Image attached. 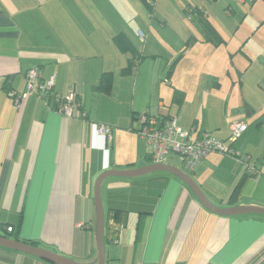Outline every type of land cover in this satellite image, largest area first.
Segmentation results:
<instances>
[{
  "label": "crops",
  "instance_id": "crops-1",
  "mask_svg": "<svg viewBox=\"0 0 264 264\" xmlns=\"http://www.w3.org/2000/svg\"><path fill=\"white\" fill-rule=\"evenodd\" d=\"M232 4L156 0L153 19L147 0H0V236L100 264L99 176L156 163L182 170L168 161L178 155L152 159L137 132L144 113L175 115L195 136L210 132L232 143L237 158L210 153L185 172L194 173L188 174L216 206L264 207V34L259 47L246 51L250 61L238 66L229 90L225 76L208 93L190 97L173 79L176 63L195 44L215 40L206 20L219 36L209 12ZM250 10L252 28L243 30L240 42L264 27V0H251ZM253 49H260L258 66ZM33 68L40 71L36 84L54 78L56 94L75 93L72 117L57 111L56 99L26 91ZM105 72L113 73L109 92L96 88ZM176 90L183 93L180 101ZM11 92L21 95L19 102ZM236 120H246L248 129L232 142ZM100 123L112 126L111 139L96 132ZM148 174L102 183L110 229L105 248L124 238L119 249L106 248L105 264H264L263 214H217L175 174ZM131 213L137 214L135 231H117L116 219H126L118 226L126 227ZM0 264L55 263L0 245Z\"/></svg>",
  "mask_w": 264,
  "mask_h": 264
},
{
  "label": "rangeland",
  "instance_id": "rangeland-1",
  "mask_svg": "<svg viewBox=\"0 0 264 264\" xmlns=\"http://www.w3.org/2000/svg\"><path fill=\"white\" fill-rule=\"evenodd\" d=\"M148 2H150V5L154 8L153 11L150 12L151 7H148V9L150 10L149 15L151 16L153 14L151 17H153L154 19L156 17L155 13L158 5L154 7L156 0H147V4ZM218 6L219 8L217 9V11L215 10L209 12V19L217 27L219 33L223 36V39L220 38L221 35L219 34V36H212L215 37V40H211V43L200 42L195 44L194 49L187 55H185L184 59H181L178 63H176L177 65H175L176 70L174 71L175 76L173 77V79H175V82L177 84L183 87H180L178 85L176 86L186 89V92L190 97L195 93L202 92L204 90H206V93H208V89L211 90L214 87L215 82L217 81L223 82L221 78H224L225 76L226 86H224V88L226 90L232 88V86L234 85L233 81L235 77H238V66L244 63L247 64L250 61L246 51L249 52V49L259 47V37L260 35L264 34V27L262 25H257L258 27H256L255 30L251 31L249 38L245 37L244 41H239L240 37L242 36L243 30L245 29L246 31H249L252 28V24L250 22L252 20V16L250 14L251 0H246L245 3H242V1L240 0H233V4L228 8L223 5ZM247 7L250 8L248 15L246 14L245 16V12L246 10H248L246 9ZM189 9H191V7L186 8L187 11ZM243 10L244 13H242ZM186 13L187 12H185V14ZM257 49H253L255 50V56H257L255 59H253L255 63L257 62V60L259 61V53L257 52L260 49ZM258 65L259 64H257L256 66ZM230 112H233V108ZM181 128L184 130H189L188 128ZM178 156L169 157L170 160L168 161L174 163L179 168L186 171L187 169L183 163L181 156ZM188 173L194 176L193 172ZM148 175L150 174L145 175V179H147ZM136 222L137 214L131 213L129 216L128 225L126 227H121L120 229L118 227L117 231H135ZM105 231H110L109 226H106ZM112 231H115L114 227ZM123 240L124 238L121 234L120 243L106 242L107 250L112 251L116 250L117 248L119 249L120 246L124 243Z\"/></svg>",
  "mask_w": 264,
  "mask_h": 264
},
{
  "label": "built area",
  "instance_id": "built-area-1",
  "mask_svg": "<svg viewBox=\"0 0 264 264\" xmlns=\"http://www.w3.org/2000/svg\"><path fill=\"white\" fill-rule=\"evenodd\" d=\"M143 35L142 31H139ZM40 77L38 68L28 71L26 78V91H38L45 94L50 101L54 98L58 101L57 111L67 117L73 116V108L76 101V95L70 92L66 96H60L55 93L54 78L40 81L36 84ZM19 102L21 95L11 92ZM140 126L137 130L142 139L145 140L151 152V157L155 162H164L170 155L181 156L183 163L188 171H193L210 153H221L231 157H238V152L232 143L216 136L210 132H203L194 135V130L182 129L175 115H169L165 118L153 117L146 113L138 115ZM248 129L246 120H236L230 125L231 134L229 139L234 142ZM96 132L108 139L112 137V126L108 124H98ZM250 171L255 173V170ZM8 231L14 229L13 225L8 226Z\"/></svg>",
  "mask_w": 264,
  "mask_h": 264
},
{
  "label": "water",
  "instance_id": "water-1",
  "mask_svg": "<svg viewBox=\"0 0 264 264\" xmlns=\"http://www.w3.org/2000/svg\"><path fill=\"white\" fill-rule=\"evenodd\" d=\"M154 171H168L179 178H181L188 187L194 192L199 201L210 211L217 214L233 216L242 214L259 213L264 215V207L256 205H237L233 207H219L213 204L210 199L204 194L201 187L194 181V179L185 171H182L172 165L165 163H156L152 165H146L144 167H138L134 169H108L103 172L96 181L95 185V198L98 212L97 219V239L99 248L100 264H105L106 261V248H105V217L104 207L102 203L101 190L103 181L111 176L117 177H136L148 174ZM0 245L14 250L29 253L46 260H49L55 264H81L74 261L60 253L48 250L43 247L36 246L24 241H18L6 236H0Z\"/></svg>",
  "mask_w": 264,
  "mask_h": 264
},
{
  "label": "trees",
  "instance_id": "trees-1",
  "mask_svg": "<svg viewBox=\"0 0 264 264\" xmlns=\"http://www.w3.org/2000/svg\"><path fill=\"white\" fill-rule=\"evenodd\" d=\"M194 8H195V10L196 11H198V13H201V11H200V8L198 7V6H194ZM201 15V17L203 18V16H202V14H200ZM205 28H206V31L208 32V34L212 37V36H216L217 35V33H214V32H216V30L214 29V27H212V25L211 24H209L208 22H207V20H206V22H205ZM112 83H113V73L112 72H105L103 75H102V77H101V80H100V82H99V84L97 85V89H101V90H104V91H107V92H109L110 90H111V88H112ZM182 96H183V93L181 92V91H179V90H176V92H175V98L178 100V101H180L181 100V98H182ZM58 102V101H57ZM146 114H148V113H146ZM148 115H150V114H148ZM151 116V115H150ZM154 117V116H153ZM251 172V171H250ZM256 173V172H255ZM116 223H118V224H116L115 225V228H116V230H118V226H121V225H124L125 223H126V219L124 220L123 219V221H121L120 219H116ZM122 223V224H121ZM140 223H141V221H140ZM9 226V225H8ZM8 226H6V231L7 232H12V231H8Z\"/></svg>",
  "mask_w": 264,
  "mask_h": 264
}]
</instances>
